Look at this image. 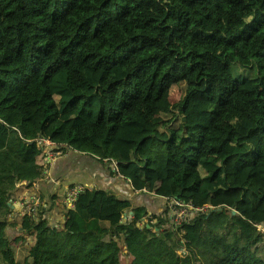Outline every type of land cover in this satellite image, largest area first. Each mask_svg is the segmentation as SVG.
<instances>
[{
	"label": "trees",
	"instance_id": "obj_1",
	"mask_svg": "<svg viewBox=\"0 0 264 264\" xmlns=\"http://www.w3.org/2000/svg\"><path fill=\"white\" fill-rule=\"evenodd\" d=\"M197 94L211 116L188 121ZM42 139L212 210L175 229L166 209L83 189L60 229L40 206L10 220L43 177ZM259 226L264 0H0V264H264Z\"/></svg>",
	"mask_w": 264,
	"mask_h": 264
},
{
	"label": "crops",
	"instance_id": "obj_2",
	"mask_svg": "<svg viewBox=\"0 0 264 264\" xmlns=\"http://www.w3.org/2000/svg\"><path fill=\"white\" fill-rule=\"evenodd\" d=\"M45 150L57 149L49 147ZM62 151L59 150L54 157L44 153L45 160L39 165L45 168L43 177L25 191L18 188L12 198L10 220L20 218L26 206L36 199L44 210L48 225L60 229L65 223L66 212L73 207V196L83 189L112 193L133 206L144 207L149 213L159 214L166 208L168 202L165 197L154 191L136 190L137 185L118 173L113 174V164H103L93 156L68 148ZM127 214L129 212L124 213V218ZM22 226L25 227L26 223Z\"/></svg>",
	"mask_w": 264,
	"mask_h": 264
},
{
	"label": "rangeland",
	"instance_id": "obj_3",
	"mask_svg": "<svg viewBox=\"0 0 264 264\" xmlns=\"http://www.w3.org/2000/svg\"><path fill=\"white\" fill-rule=\"evenodd\" d=\"M199 94H197L192 100L189 101V103L187 104V106L184 108V110L181 112L184 116H186V118L188 119V121H198L202 116L203 113H206L207 117H210L211 113L208 110L207 107V102L203 103L200 99H199ZM166 99L171 103V104H178L179 106L182 105V101L180 100V94H179V90L177 89L176 86H172L168 92L166 93ZM74 113V111H73ZM75 114V113H74ZM203 118V117H202ZM191 122V123H192ZM196 123V122H195ZM42 160H45V157L41 154L37 159H36V163L38 165H40L42 162ZM43 163V162H42ZM133 183H136L135 181H132ZM157 195H159L157 193ZM226 203H228V201H226ZM225 206L226 209L229 208V206H226V204H223ZM229 205V203L227 204ZM221 207V205L216 206L215 208ZM173 208V207H172ZM167 210V216L169 218V210H170V203H168L166 205ZM164 209V210H165ZM163 210V211H164ZM173 211L175 213H179L181 211V216L184 214L186 216L191 215L194 211L190 210L188 207H186L185 209L182 210H178L173 208ZM174 213V214H175ZM174 214L172 215V217H174ZM180 217V216H177ZM181 218V217H180ZM188 219V218H187ZM180 219H178L179 222ZM257 229L264 234V227L263 226H259L257 227ZM133 239V241L135 240V236L130 235ZM14 249L16 251V257L17 258H21L22 257V247L19 246V243H15L14 244ZM180 254V252H179ZM24 258V257H23ZM22 258V260H23Z\"/></svg>",
	"mask_w": 264,
	"mask_h": 264
},
{
	"label": "built area",
	"instance_id": "obj_4",
	"mask_svg": "<svg viewBox=\"0 0 264 264\" xmlns=\"http://www.w3.org/2000/svg\"><path fill=\"white\" fill-rule=\"evenodd\" d=\"M39 146L42 149V152H41L42 155H44V153H46L47 156H51V157H54V156H56V154H59L58 153L59 150H64L65 149V148L64 149H61L58 145H56V144H54V143H52V142H50L49 140H46V139L40 140ZM49 147H55L57 150L51 151V152L50 151L47 152L45 149L46 148H49ZM113 167L116 170V164L114 162H113ZM76 196L77 195H74L73 196L72 201H71L72 203L76 199ZM167 201H168V203H170V210H169V213H168L169 214V219H170V224L172 225V227H175V229H177L176 227L179 226L183 221H186V222L189 221V219L193 215H195L197 213H201L202 214V213H205V212H207L209 210H212V207H207V206L206 207H203V208H194L191 204H186V203H184L182 201H179V200H177L175 198L170 199V200H167ZM39 206L40 205H39L38 200L33 199L31 201V203L28 206H26V208L23 211L22 215H24L25 213H29L30 215H33L34 216L36 214V210H37V208ZM172 207L175 208V209H178V210H182V209H185L186 207H188L190 210H192L194 212L191 215H189V216H186L184 214L181 216V211L179 213H175L173 211V208ZM173 214H174V217H172ZM177 216H180L181 218L180 217H177ZM178 219H180L179 222H178ZM182 250L183 249H180L179 252L182 253V254H184V251H182Z\"/></svg>",
	"mask_w": 264,
	"mask_h": 264
},
{
	"label": "water",
	"instance_id": "obj_5",
	"mask_svg": "<svg viewBox=\"0 0 264 264\" xmlns=\"http://www.w3.org/2000/svg\"><path fill=\"white\" fill-rule=\"evenodd\" d=\"M220 210V209H219ZM235 212H233L232 214H234ZM132 213L129 212V215H131ZM147 228H149V225L146 226ZM155 231H157V229H155Z\"/></svg>",
	"mask_w": 264,
	"mask_h": 264
}]
</instances>
